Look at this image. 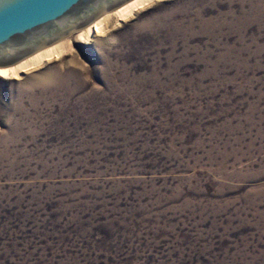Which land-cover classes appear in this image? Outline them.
<instances>
[{
	"label": "rangeland",
	"instance_id": "obj_1",
	"mask_svg": "<svg viewBox=\"0 0 264 264\" xmlns=\"http://www.w3.org/2000/svg\"><path fill=\"white\" fill-rule=\"evenodd\" d=\"M108 23L0 76V264H264V0Z\"/></svg>",
	"mask_w": 264,
	"mask_h": 264
},
{
	"label": "water",
	"instance_id": "obj_2",
	"mask_svg": "<svg viewBox=\"0 0 264 264\" xmlns=\"http://www.w3.org/2000/svg\"><path fill=\"white\" fill-rule=\"evenodd\" d=\"M129 0H0V66L13 64Z\"/></svg>",
	"mask_w": 264,
	"mask_h": 264
},
{
	"label": "bare ground",
	"instance_id": "obj_3",
	"mask_svg": "<svg viewBox=\"0 0 264 264\" xmlns=\"http://www.w3.org/2000/svg\"><path fill=\"white\" fill-rule=\"evenodd\" d=\"M151 1L152 0H129L114 9L103 13L91 23L79 29L80 34H78L80 40L87 43L94 36L102 33L104 34L108 30L107 25L109 24L108 22L112 15H114L117 20L125 19L142 7H145V5L149 4ZM67 47L68 46L66 42L47 45L13 64L0 66V76L4 78L19 76L20 72H24L36 67L41 62H43V60H48L51 57H57L67 50Z\"/></svg>",
	"mask_w": 264,
	"mask_h": 264
}]
</instances>
